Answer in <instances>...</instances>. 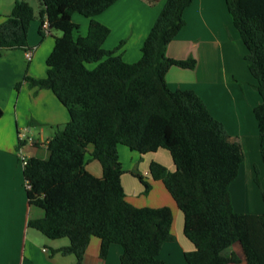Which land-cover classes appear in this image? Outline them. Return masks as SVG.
Listing matches in <instances>:
<instances>
[{
  "label": "trees",
  "instance_id": "1",
  "mask_svg": "<svg viewBox=\"0 0 264 264\" xmlns=\"http://www.w3.org/2000/svg\"><path fill=\"white\" fill-rule=\"evenodd\" d=\"M115 1L40 0L41 35L45 16L49 28L62 34L54 36L46 75H26L25 80L32 87L52 90L70 119L58 125L48 141L49 157L31 156L23 166L29 203L45 210L43 217L30 219L29 226L50 239L68 237L70 245L55 252L74 254L76 264H82L93 236L100 239L101 258L118 243L123 247L121 264H165L160 254L166 242L175 240L173 211L167 205L131 203L119 157V145L140 154L163 148L170 152L175 169L152 161L150 172L183 213V233L194 246L184 253L187 263H239L235 253L225 252L239 243L247 264H264V213L237 212L232 201L230 187L244 161L242 144L229 140L224 123L196 91L173 90L167 83L171 67L197 65L193 57L167 55L193 0H166L135 62L118 53L124 42L113 49L103 46L111 29L95 16ZM225 1L256 79L260 102L253 113L264 163V0ZM74 13L90 19L87 34H79ZM34 19L31 3L16 0L0 23V57L15 49L31 50L28 36ZM89 144L92 158L102 165V176L86 169ZM255 182L260 184L257 168Z\"/></svg>",
  "mask_w": 264,
  "mask_h": 264
},
{
  "label": "crops",
  "instance_id": "2",
  "mask_svg": "<svg viewBox=\"0 0 264 264\" xmlns=\"http://www.w3.org/2000/svg\"><path fill=\"white\" fill-rule=\"evenodd\" d=\"M15 1L0 0V23L11 13ZM34 2L35 5H31L35 10V19L31 22L28 36L33 50L32 58L28 59L26 51L22 49L8 51L0 57V106L3 109L0 117V264H76L77 257L74 254L55 252L70 245L68 237L50 239L29 226V220L43 217L45 210L29 203L18 152L19 133L23 132L31 138H26L21 146L27 158L36 156L47 159L50 155L48 141L55 134L57 126L70 119L69 111L52 90L32 87L25 80L26 75H46L47 58L54 47V36L58 35L57 32L53 35V29L45 26L46 16L45 35H41L40 12L43 5L40 0ZM165 2L166 0L115 1L95 16V19L111 29L103 46L113 49L124 42L118 50L123 59L127 62L139 60L144 41ZM184 18L186 23L168 45L167 55L177 59L193 57L197 65L194 69L171 67L166 75L167 83L173 90L179 88L196 91L210 112L224 123L229 140L242 144L246 124L240 111L248 109L250 112L254 109L255 105L250 103L249 94L256 98V79L249 71L247 49L233 23L226 1L193 0L184 11ZM72 19L80 25L79 34H87L90 19L80 13H74ZM48 35L52 39H48ZM19 82L21 85L17 89L16 84ZM257 96L260 102L258 92ZM126 147L119 145V157L124 168L121 180L127 199L139 207H171L175 240L163 245L160 257L165 264H188L184 253L194 246L183 233V213L164 183L155 180L150 172L152 161L174 170L172 157L169 158L162 152L163 148L146 154L138 152L139 156H135L134 162L125 167L123 154L134 152L130 149L127 152ZM92 150L93 145L89 144L86 169L96 176H102V165L92 158ZM147 188L148 191L145 192ZM154 192L156 194L152 196ZM234 208L237 212L264 213V205L259 207V211H249L248 207L236 204ZM225 252L235 253L240 259L239 263L229 264H247L239 243L233 244ZM122 253L123 247L112 243L107 257L101 258L100 239L93 236L82 264H121Z\"/></svg>",
  "mask_w": 264,
  "mask_h": 264
},
{
  "label": "rangeland",
  "instance_id": "3",
  "mask_svg": "<svg viewBox=\"0 0 264 264\" xmlns=\"http://www.w3.org/2000/svg\"><path fill=\"white\" fill-rule=\"evenodd\" d=\"M28 1L32 5H35L34 0H28ZM52 32L53 35H56V32L58 35L62 34L61 31L55 29H53ZM46 37L48 39H52L51 35H48ZM257 98H258L257 91H256V98H254L252 94L251 95L249 94V101L251 104L254 103V105H257L259 103L258 102L259 99L257 100ZM247 110L248 109L246 110L241 109L240 111V114L247 126V128L245 126L246 135L243 137L242 140L243 150H244V161L241 165L240 173L238 177L231 184L230 190H231L232 201L234 203V206L236 204L238 206L248 207L249 211H259L260 210L259 207L264 205L262 199V192H261V190L264 188V163L261 157L260 137L258 132L257 121L254 116L253 110H250V112ZM126 148L128 150L127 152H130L129 148L128 147ZM161 150L162 152H165V154L169 158H171L170 152L167 149H161ZM138 154L139 153L136 151L129 153V155L123 154L122 159L125 167L131 165L135 160V156H139ZM164 156L165 155H163V157ZM256 168L258 169L259 172L260 184H257L255 182ZM143 181L145 180L143 179ZM155 194L156 193L154 192L152 196L153 195L155 196Z\"/></svg>",
  "mask_w": 264,
  "mask_h": 264
},
{
  "label": "built area",
  "instance_id": "4",
  "mask_svg": "<svg viewBox=\"0 0 264 264\" xmlns=\"http://www.w3.org/2000/svg\"><path fill=\"white\" fill-rule=\"evenodd\" d=\"M45 26H46V27H49V26H48V22L46 23ZM44 29H45V28H44ZM44 31H45V30H44ZM26 55H27V58H28V59H31V58H32V55H33V50L26 51ZM26 138L31 139V138L27 137L26 134H24L23 132H20V133H19V150H18V152H19V156H20L21 164H22L23 166L26 165L27 160H28L27 156H26V155L22 152V150H21V146L23 145V142L26 140ZM26 186H27V187H30V184H29V183H26Z\"/></svg>",
  "mask_w": 264,
  "mask_h": 264
}]
</instances>
